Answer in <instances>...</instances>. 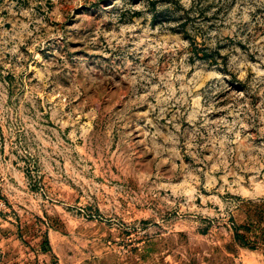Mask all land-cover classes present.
Here are the masks:
<instances>
[{
    "label": "rangeland",
    "instance_id": "rangeland-1",
    "mask_svg": "<svg viewBox=\"0 0 264 264\" xmlns=\"http://www.w3.org/2000/svg\"><path fill=\"white\" fill-rule=\"evenodd\" d=\"M0 264H264V0H0Z\"/></svg>",
    "mask_w": 264,
    "mask_h": 264
},
{
    "label": "trees",
    "instance_id": "trees-1",
    "mask_svg": "<svg viewBox=\"0 0 264 264\" xmlns=\"http://www.w3.org/2000/svg\"><path fill=\"white\" fill-rule=\"evenodd\" d=\"M235 237L237 239V241H239V243L245 245V242H244V237L238 232V230L235 231ZM255 237V242H260V238L261 236H259L258 234L254 236ZM252 248H255L254 246H252Z\"/></svg>",
    "mask_w": 264,
    "mask_h": 264
}]
</instances>
